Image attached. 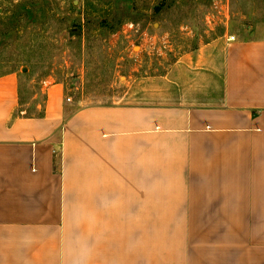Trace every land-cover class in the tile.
Instances as JSON below:
<instances>
[{
    "label": "crops",
    "instance_id": "obj_1",
    "mask_svg": "<svg viewBox=\"0 0 264 264\" xmlns=\"http://www.w3.org/2000/svg\"><path fill=\"white\" fill-rule=\"evenodd\" d=\"M222 45L208 105L72 109L55 83L28 116L0 74V264H264V38Z\"/></svg>",
    "mask_w": 264,
    "mask_h": 264
},
{
    "label": "rangeland",
    "instance_id": "obj_2",
    "mask_svg": "<svg viewBox=\"0 0 264 264\" xmlns=\"http://www.w3.org/2000/svg\"><path fill=\"white\" fill-rule=\"evenodd\" d=\"M230 36L264 38V0H0V74L17 73L28 116L55 83L72 109L215 104L205 64Z\"/></svg>",
    "mask_w": 264,
    "mask_h": 264
},
{
    "label": "built area",
    "instance_id": "obj_3",
    "mask_svg": "<svg viewBox=\"0 0 264 264\" xmlns=\"http://www.w3.org/2000/svg\"><path fill=\"white\" fill-rule=\"evenodd\" d=\"M234 38V36H230V39H233Z\"/></svg>",
    "mask_w": 264,
    "mask_h": 264
}]
</instances>
